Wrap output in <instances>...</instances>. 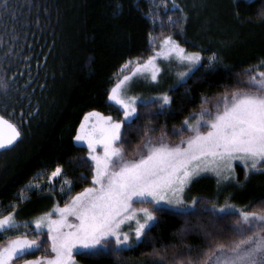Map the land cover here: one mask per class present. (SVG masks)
I'll return each instance as SVG.
<instances>
[{
	"label": "trees",
	"instance_id": "16d2710c",
	"mask_svg": "<svg viewBox=\"0 0 264 264\" xmlns=\"http://www.w3.org/2000/svg\"><path fill=\"white\" fill-rule=\"evenodd\" d=\"M206 1L153 0L150 5L149 0H0V86H8L6 92L0 87V115L16 123L22 133L14 146L0 151L2 215L10 211H25L27 217L43 215L90 186L92 168L86 149L73 141L80 122L90 111L121 119V111L107 101L114 77L126 61L143 63L154 55L165 37L172 36L187 52H200L202 65L213 54L217 62L211 69L200 66L184 82L169 87L171 103L162 114L156 112L158 105H138V123L154 127L153 136L159 137L163 129L167 142L178 143L180 137L172 133L186 117L202 106L214 111L226 86L230 90L244 86L247 77L241 73L264 60V0H220L219 11ZM202 97L208 102L202 103ZM149 114L150 121L145 120ZM188 135L185 132L184 138ZM134 148L135 144L126 146L129 158ZM57 166L62 169L60 176L11 209L38 172L52 173ZM261 198L264 173L250 179L247 189L232 201L261 211ZM197 200L192 215L166 208L157 212L146 242L124 252L122 262L108 255H77L76 262L149 264L157 259L148 255L153 248L166 249L168 260L186 253L189 246L194 252L205 249L209 242L201 226L211 227L217 217L210 199ZM217 215L222 217L221 239H238L230 229L239 217ZM18 232L29 238L36 233L30 225L21 226L7 236L0 234V245ZM39 239L46 240V235ZM50 254L48 242L27 258Z\"/></svg>",
	"mask_w": 264,
	"mask_h": 264
},
{
	"label": "snow or ice",
	"instance_id": "6c2138e0",
	"mask_svg": "<svg viewBox=\"0 0 264 264\" xmlns=\"http://www.w3.org/2000/svg\"><path fill=\"white\" fill-rule=\"evenodd\" d=\"M154 52L143 63L126 61L121 70H127V74L118 78L108 94V100L123 110V119L90 111L80 122L74 140L87 145L92 162L91 185L72 196L63 207L57 205L52 212L36 219L32 238L26 232L7 238L0 245V264H76L77 255H108L122 262L124 252L146 242L163 205L171 206L179 215L194 214L190 209H195L198 200L193 198L189 205L184 192L201 173L210 171L227 179L234 171L233 161H240L248 172L264 171V70H259L264 68V60L241 73L247 82L236 83H244L243 87L230 90L226 86L224 94L215 100L214 111L202 106L198 113L186 117L172 133L180 137L179 142L171 144L163 129L155 137L154 127L138 123L141 115L137 97L128 94L133 78L156 81L161 70L157 58L174 57L186 67V71L178 73V83H182L200 66L214 68L217 57L213 54L202 65L200 52H187L170 35ZM0 87L7 91L6 83ZM171 99L163 93L144 107L149 103L158 105L156 112L162 114ZM208 100L202 97V103ZM150 115L143 118L150 121ZM185 132L190 133L186 139ZM21 135L16 123L0 115V150L14 146ZM133 144V156L129 158L126 146ZM98 146L102 152L97 151ZM61 172L57 166L51 177H58ZM64 182L71 183L67 179ZM26 188L30 190L32 185ZM211 212L217 220L211 227L201 226L209 242L205 249L194 252L189 246L186 253L168 260L166 249L153 248L148 255L157 259L149 264H264V210L237 209L234 205L218 209L212 204ZM218 213L239 217L230 229L238 239H221L223 230L218 221L222 217ZM22 223L27 229L28 223L18 221L13 212L0 215V234L7 236ZM45 235L46 240L39 239ZM48 242L53 255L27 258Z\"/></svg>",
	"mask_w": 264,
	"mask_h": 264
},
{
	"label": "rangeland",
	"instance_id": "374dc122",
	"mask_svg": "<svg viewBox=\"0 0 264 264\" xmlns=\"http://www.w3.org/2000/svg\"><path fill=\"white\" fill-rule=\"evenodd\" d=\"M212 3H214V6L218 11L223 7V4L221 3L220 0H213V1L208 0V1H206V5H208V6L209 5L211 6ZM149 4L152 5L153 0H149ZM206 14H204V15L206 16ZM247 38H249V35H247ZM247 38H246V40H247ZM160 46H161V43L159 44L158 49L156 51H158L160 49ZM156 62L161 69L160 73L158 74V78L156 81H152L150 78L134 77L133 82L131 83V85L129 87L128 94L131 96L137 97V105L146 103L150 100L158 99L163 93H166V91L169 87H171L176 82L178 83V81H179L178 73L181 71H186V67L184 65H181L179 62H177L174 57L171 60H164L163 58L158 57ZM125 71L126 70L122 71L120 68L118 70L117 75H119ZM125 74H127V73H125ZM125 74H122L119 78H122V76ZM117 75L114 77L116 79V81L109 88V92H110L111 88L114 87L115 84L117 83V80H118L116 78ZM109 92H108V94H109ZM107 101L109 104L115 106L116 108H118L121 111V113H122L121 119H123V110L120 109V107L118 105L109 101L108 97H107ZM73 141L76 145L83 146L86 149V158L89 160V162L92 165L91 160L88 158L87 145L84 143L78 144L74 139H73ZM97 151L102 152V148H100L98 146ZM233 168H234V171L232 172V174L227 179H224L223 177H217L215 175V173L210 172V171L201 173V175L194 178L193 182L190 185H188V187L185 189V192H184L185 201L189 205H191V201L193 198L198 199L200 197H206L207 199H210L213 202V204H215L217 206L218 209L220 207H224L225 205H234L235 208H237V209H244L241 206H239L237 203H234L232 201L233 198H237L245 188L247 189V184H248L250 179L252 180L256 176L264 173V171H262V172H248L244 168V166L241 164L240 161H233ZM54 178L55 177H51L50 172H45V171L38 172L33 177L31 182H29L28 184H26L22 188V190H24L23 191V198H21V192L16 196V203L11 206V209H14L16 207V204H19V203H22V202L28 200L31 193L39 191L43 186L51 183V181ZM240 179H241V181H240ZM29 184L32 185V188L30 190L26 188V186H28ZM75 195H73V196H75ZM68 202H70V200ZM54 207L50 210V212L53 211ZM60 207H63V206H60ZM163 208L173 210L171 208V206H168V205H163ZM4 211H5L4 209H1L0 215H2L4 213ZM13 213H14V215L18 221L27 222L28 225H30L34 231H36V226H35L34 221L44 215L43 214V215H39V216L27 217L25 211H17V212H13ZM53 218H55V216H53ZM69 219L73 220L74 218L69 217ZM21 226H23V223L21 224ZM125 227H127V226H125ZM44 231L46 232L47 229L45 228ZM50 252H51V248H50ZM51 255H53V253H51L50 256ZM39 257H41V256H39ZM76 264H78V263L76 262Z\"/></svg>",
	"mask_w": 264,
	"mask_h": 264
},
{
	"label": "water",
	"instance_id": "95a60500",
	"mask_svg": "<svg viewBox=\"0 0 264 264\" xmlns=\"http://www.w3.org/2000/svg\"><path fill=\"white\" fill-rule=\"evenodd\" d=\"M0 151H2V150H0Z\"/></svg>",
	"mask_w": 264,
	"mask_h": 264
}]
</instances>
